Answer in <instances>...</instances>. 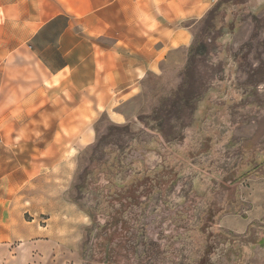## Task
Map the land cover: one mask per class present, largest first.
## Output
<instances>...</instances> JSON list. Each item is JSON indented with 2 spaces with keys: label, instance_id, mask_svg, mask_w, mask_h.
Segmentation results:
<instances>
[{
  "label": "rangeland",
  "instance_id": "374dc122",
  "mask_svg": "<svg viewBox=\"0 0 264 264\" xmlns=\"http://www.w3.org/2000/svg\"><path fill=\"white\" fill-rule=\"evenodd\" d=\"M194 36L136 97L100 81L98 114L0 119V248L18 264H264V165L239 168L264 155V0H219ZM121 46L100 45L115 70Z\"/></svg>",
  "mask_w": 264,
  "mask_h": 264
},
{
  "label": "crops",
  "instance_id": "0c3cea01",
  "mask_svg": "<svg viewBox=\"0 0 264 264\" xmlns=\"http://www.w3.org/2000/svg\"><path fill=\"white\" fill-rule=\"evenodd\" d=\"M218 1L0 0V119L50 104L57 113L81 112L84 99L90 114H98L104 78L106 91L124 83L126 100L136 97L150 73L180 64V51L194 44L195 25ZM104 39L122 43L126 67L121 62L122 68L114 69L117 57L116 63L100 59ZM57 170L67 177L64 161ZM57 240L47 247H57ZM0 264L18 263L0 248Z\"/></svg>",
  "mask_w": 264,
  "mask_h": 264
},
{
  "label": "trees",
  "instance_id": "16d2710c",
  "mask_svg": "<svg viewBox=\"0 0 264 264\" xmlns=\"http://www.w3.org/2000/svg\"><path fill=\"white\" fill-rule=\"evenodd\" d=\"M255 152L253 153L254 155H253V159L252 160H250L249 162H250V164L251 165H248L247 163H242L241 165H239V168H244L243 169V177H247L248 175H250V174H254V175H256V176H260V166L261 165H264V155L262 154L261 156H258V157H256V153L258 154V149H256V150H254ZM244 156L246 155L245 153L243 154ZM244 159V158H243ZM254 162H256V165H253V163ZM264 168V167H263ZM242 204V203H241ZM254 226V224H251L250 226H249V228H251V227H253ZM261 244H263V243H261Z\"/></svg>",
  "mask_w": 264,
  "mask_h": 264
},
{
  "label": "bare ground",
  "instance_id": "6f19581e",
  "mask_svg": "<svg viewBox=\"0 0 264 264\" xmlns=\"http://www.w3.org/2000/svg\"><path fill=\"white\" fill-rule=\"evenodd\" d=\"M87 215V214H86Z\"/></svg>",
  "mask_w": 264,
  "mask_h": 264
}]
</instances>
